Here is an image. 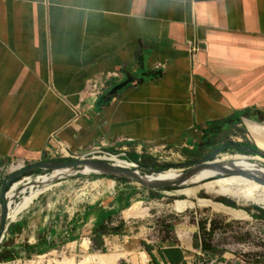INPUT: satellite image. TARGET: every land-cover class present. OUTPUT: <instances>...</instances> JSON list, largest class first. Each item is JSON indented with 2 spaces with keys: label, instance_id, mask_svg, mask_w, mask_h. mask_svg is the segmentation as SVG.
I'll list each match as a JSON object with an SVG mask.
<instances>
[{
  "label": "crops",
  "instance_id": "1",
  "mask_svg": "<svg viewBox=\"0 0 264 264\" xmlns=\"http://www.w3.org/2000/svg\"><path fill=\"white\" fill-rule=\"evenodd\" d=\"M103 76L112 81L92 101L87 87ZM230 143L264 152V0H0V169ZM61 199L22 213L1 251L22 258L89 235L84 208ZM152 247L132 264L218 258L201 244Z\"/></svg>",
  "mask_w": 264,
  "mask_h": 264
},
{
  "label": "rangeland",
  "instance_id": "2",
  "mask_svg": "<svg viewBox=\"0 0 264 264\" xmlns=\"http://www.w3.org/2000/svg\"><path fill=\"white\" fill-rule=\"evenodd\" d=\"M244 155L246 154L229 150L217 159L235 161L241 157L252 156ZM146 157L151 159V164L158 165L159 169L196 158L168 150ZM261 163L264 164L263 161ZM10 173L12 172L9 167L0 169V186ZM70 173L67 172L50 183H44L43 180L59 175L57 172L38 171L29 175L26 182L17 184L10 191L12 195L9 201L13 207L10 213L15 212L24 199L34 193H38V196L26 211L37 203L44 206L51 201L57 202L60 198L66 206L77 201L84 208L87 224L85 229L89 235L78 244H61L51 250H42L36 255L13 257L12 260L0 264H109L108 259L115 258L118 259L115 264H132L130 256L144 251L143 242L151 246L189 243L193 248L200 247L199 227L203 221L209 220L214 221L217 228L212 237H206V242L218 251V258L212 262L206 255L201 260L202 264H264V213L254 209L260 207L255 201L224 195L233 203L244 205L239 206V209L228 207L205 195L206 190L202 185L208 181L201 183L202 185H187L181 191L159 192V195L153 197L133 181L123 182L92 173ZM187 189L196 191L195 195L186 197L184 193ZM207 193L218 195L214 191ZM109 199L113 200L111 209L103 208V203ZM107 213H113V216L105 230L106 251H102L95 248L92 237L101 221L106 219ZM20 216L21 214L18 217ZM209 228L208 224L207 230Z\"/></svg>",
  "mask_w": 264,
  "mask_h": 264
},
{
  "label": "water",
  "instance_id": "3",
  "mask_svg": "<svg viewBox=\"0 0 264 264\" xmlns=\"http://www.w3.org/2000/svg\"><path fill=\"white\" fill-rule=\"evenodd\" d=\"M136 83L133 78L128 79L122 85L113 90L111 95H118L119 92L127 91L131 87H135ZM233 149L239 152H249L253 154L251 157H261L264 159V152L256 149L244 148L239 144L230 143L223 145L211 153L202 160H198L191 163L172 164L162 167L160 169L151 168L147 165L138 164L134 167L121 166L113 162L103 161L99 159H77V160H65L59 162H46L35 165L22 167L21 169L9 174L1 183L0 186V251L2 243L6 238V233L11 225L10 210L13 208L9 206L8 193L12 191L13 187L18 184H23L29 179V175H33L35 172H71L70 174H87L92 173L95 175L104 176L107 178H114L117 180L133 181L139 187L146 192H167V191H181L182 188L187 185H197L205 181H215L220 178L241 176L247 179H252L257 183L264 185V176L260 177L254 173H247L244 171L236 170L226 166L228 162H221L217 159L227 149ZM246 156V155H245ZM233 162V161H231ZM169 170L179 171V176L173 180L156 179L153 176L161 175ZM206 173L209 175L203 177L196 183H192L191 179L195 175ZM206 183V182H205ZM202 185V184H201ZM206 196H211L213 199L222 201L227 197L221 195H210L205 192ZM12 200V199H11ZM235 206H244L234 203ZM264 210V206L256 204ZM229 207V206H228ZM231 207V206H230ZM232 208V207H231ZM246 213V212H245ZM247 215L250 214L246 213Z\"/></svg>",
  "mask_w": 264,
  "mask_h": 264
},
{
  "label": "bare ground",
  "instance_id": "4",
  "mask_svg": "<svg viewBox=\"0 0 264 264\" xmlns=\"http://www.w3.org/2000/svg\"><path fill=\"white\" fill-rule=\"evenodd\" d=\"M220 161L225 162V163L228 162L226 166L229 168L244 171L247 173H254L260 177L264 176V164L261 163L262 161L264 162V159L261 157L257 159V158L248 156V157H241L238 160H235L233 162H231L230 160H226V159H222ZM116 163L121 166L130 167L129 163H125L123 161H116ZM57 173L59 175H55L52 178H45L43 182L50 183L54 181L56 178L62 176L63 174L64 175L67 174L66 171L57 172ZM179 173H180L179 171L169 170L167 172L162 173L161 175H157L153 177L156 179H162V180H173L179 176ZM208 175L209 173L208 174L201 173V174L195 175L194 178L191 179V182L196 183L200 179H202L203 177H207ZM209 182H207L208 184L205 183L202 185L205 188L206 192L214 191L218 195H221V196L227 195V196H231L235 198H243L246 200L255 201L264 206V185L257 183L256 181L252 179H247L241 176H231V177L220 178L217 181H214L211 183ZM16 187H17V184L13 187V189H15ZM195 193L196 191L187 189L184 194L185 195H193V194L195 195ZM11 195H12V192L8 193V198L11 197ZM37 196H38V193H34L26 197L24 201L18 206L15 212L9 213L11 220L15 221L20 214L24 213L34 203V200L37 198ZM8 204L10 206L11 202L9 201Z\"/></svg>",
  "mask_w": 264,
  "mask_h": 264
},
{
  "label": "trees",
  "instance_id": "5",
  "mask_svg": "<svg viewBox=\"0 0 264 264\" xmlns=\"http://www.w3.org/2000/svg\"><path fill=\"white\" fill-rule=\"evenodd\" d=\"M127 158L130 161L134 162V163L143 164V165H147V166H149L151 168H155V169L158 168L159 169V166L156 165V164H151L149 162V160H151V159H149L146 156L139 157L137 155H128ZM123 182H129V181L123 180ZM149 193L153 197L159 195V192H149ZM221 202L223 204L229 206V207L231 206L232 208L239 209L237 206H235V204L232 201H230L228 199H223ZM223 208H225V206H223ZM254 209L264 213V210L262 208H260V207H255ZM241 213H244V212L241 211ZM112 216H113V213H107L106 214V219L107 220L103 219L101 221V225L99 226V228L96 229L95 232H94V236L92 237V239H93L95 248L98 249V250L106 251L105 230L108 227L107 226L108 222L110 220H112ZM208 224L210 225L209 230H207V225ZM216 228H217V224L214 221H210V222L209 221H203L200 224L199 230H200V234H201V248L203 250L213 251V247L209 243L206 242V237H212L214 232L216 231ZM117 230H120V228H117ZM142 246L151 255V251H152L153 247L151 245H148L145 242L142 243ZM13 257L14 258H19V255H18L17 251H14V252L0 251V262L10 261V260H12ZM212 258H214V257H212ZM121 264H126V263L123 262ZM154 264H156V263L154 262Z\"/></svg>",
  "mask_w": 264,
  "mask_h": 264
},
{
  "label": "built area",
  "instance_id": "6",
  "mask_svg": "<svg viewBox=\"0 0 264 264\" xmlns=\"http://www.w3.org/2000/svg\"><path fill=\"white\" fill-rule=\"evenodd\" d=\"M187 49L189 52V55L192 58H196L197 53L199 52V49L196 48L193 44H188ZM112 81V78L109 76H103L99 77L97 79L92 80L86 90V95L92 100L97 101L100 96H102L105 91L108 89L110 82ZM77 159H99L103 161L113 162L116 163V161H123L125 163H129L130 167H134L136 164L132 161H130L128 158L125 159L121 155H117L110 152H105L102 150H95L88 154H83L79 156H74L71 153H64V160H77ZM117 164V163H116ZM23 166L20 165H12L9 167L10 172L17 171L21 169ZM11 174V173H10Z\"/></svg>",
  "mask_w": 264,
  "mask_h": 264
},
{
  "label": "flooded vegetation",
  "instance_id": "7",
  "mask_svg": "<svg viewBox=\"0 0 264 264\" xmlns=\"http://www.w3.org/2000/svg\"><path fill=\"white\" fill-rule=\"evenodd\" d=\"M227 150H230V149H227ZM231 150H232V149H231ZM236 152H237V151H236ZM238 152H239V151H238ZM239 153H243V154H246V155H253V154H251V153H249V152H239ZM208 155H209V153L206 154V155L195 156L196 158H195L194 160L189 161V162H186V163H191V162H195V161H198V160H202L203 158L207 157Z\"/></svg>",
  "mask_w": 264,
  "mask_h": 264
}]
</instances>
